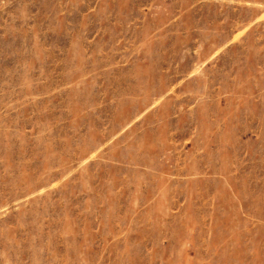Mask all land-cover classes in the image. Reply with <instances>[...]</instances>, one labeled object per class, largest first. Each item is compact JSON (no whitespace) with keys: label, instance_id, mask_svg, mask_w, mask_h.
<instances>
[{"label":"rangeland","instance_id":"obj_1","mask_svg":"<svg viewBox=\"0 0 264 264\" xmlns=\"http://www.w3.org/2000/svg\"><path fill=\"white\" fill-rule=\"evenodd\" d=\"M0 264H264V0H0Z\"/></svg>","mask_w":264,"mask_h":264}]
</instances>
